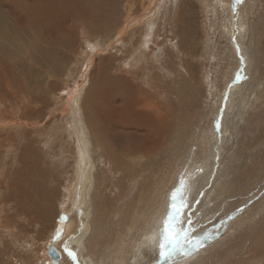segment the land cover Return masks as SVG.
I'll return each instance as SVG.
<instances>
[{
	"label": "rangeland",
	"instance_id": "obj_1",
	"mask_svg": "<svg viewBox=\"0 0 264 264\" xmlns=\"http://www.w3.org/2000/svg\"><path fill=\"white\" fill-rule=\"evenodd\" d=\"M33 1L41 6H45L46 4L52 5L51 16H53L50 17L53 18L51 20H46V18L38 20L40 25H36L35 28L45 32L47 30L45 23H48L51 24L52 28L59 29L63 25L66 29L61 32L60 38H55L54 32L51 31L50 45L48 42L41 40L39 31L35 32L29 28H23L24 24L30 27L32 25L30 22L14 18L15 16L12 15V12L10 10L7 11L8 5H10V9L13 8L15 10L19 5L28 4V0H0V264H53L50 255L51 246L48 249L44 248V240L55 229L56 216L54 217V215L57 213L58 216L62 212V203L70 196L68 190L64 191L63 186L67 184L68 177L74 174L73 165L75 161V149L72 147L74 146L72 142L74 136L69 134L71 114L75 111L74 108L71 110L67 109V120L62 116L64 113V101L61 98L67 95V93H64L66 92L64 90H75L77 87H80V90H82L84 87L82 81L86 75V78H90L91 81L90 87L92 91L89 90V94L93 97L96 91L100 90L103 80L109 79V84L120 83L123 87H130L136 93L145 95L144 98L146 100L168 105L169 117H171L172 113L182 116L186 114L197 120L200 118L198 109L188 100L180 98L174 93L176 82H184L185 79L183 78L182 80V77H186L187 74L186 82L188 86H192L191 83H195V85H199L201 91L204 92L206 90L208 93L210 92V86L211 90L217 93H219L220 88L221 94L223 95L224 93L226 96L233 88L238 89L239 82L243 81L247 76L246 70H244L239 80H237L238 73H242V70H240L234 73L232 77L226 79L224 75L222 76L224 65L220 64L219 66L218 63L224 57L225 47L229 43L226 27L223 23L231 25V15L234 19V26L239 21L245 22L247 18L251 19L253 27L249 29L248 33L253 37L257 34V37L261 39L260 45L262 51L260 53L262 52L264 60V0H251L250 5L245 10V4L249 0H237L234 10L226 7L227 0H166L161 13H158L155 17V21H159L160 19V24L158 25L156 22L152 31H141L136 27L137 23H134L132 29L129 30L128 27L127 32L125 31L126 33L121 34L123 36L120 39L116 35L124 20L113 23L115 26L118 25V28L114 30L115 26L112 24L108 26L99 25L102 23L100 19L104 18V16L99 17L97 14L101 8L96 7L94 8L95 10L89 9L88 13L85 11L87 15L84 17H81L82 15L79 16L85 0ZM101 1L105 2V0ZM87 3L88 6L91 5L90 0H87ZM157 4H159L160 9L163 3ZM141 6V0H138L135 11L140 13ZM13 9L12 11H14ZM255 27L258 30L253 35ZM236 30L238 31L235 27L234 36H238ZM88 31L91 33L90 38L92 39V43L99 42L102 35L106 36L110 33L109 35H112L111 40L114 42L109 47V51L112 52L101 51L96 54L94 50H91L90 46L93 45L90 44L86 36ZM48 33L50 32L48 31ZM105 38L108 39L107 36ZM251 41L252 38L249 45H251ZM236 43L240 46V49L235 51V55L233 53L227 55V62L225 64H233L238 60V64L242 69L244 67L243 63L249 64V58L244 54L245 51L241 49L238 37H236ZM44 46L50 47V52H44ZM88 52L89 56H87ZM129 61H132L130 67L127 65ZM86 62H89L88 70L85 68ZM48 66L52 70H56L57 73H51L49 83L41 84L42 86L35 84L34 82L48 70ZM261 66L264 73V61ZM186 70L189 71L187 72ZM84 72H87V74ZM86 80L85 83L87 82ZM129 93L117 92L116 94L119 98L125 99ZM244 94L248 96L249 92L245 90ZM95 96H98L97 93ZM245 96L238 99V101L244 102ZM251 96H253L252 93ZM253 99L256 100L254 97ZM260 99L259 101H263L264 97ZM207 102L209 108H214L216 111L219 109V112H216L215 115L220 114L222 110L224 112L225 107V110L230 113L228 117L234 118L233 123L236 126L233 132L230 129L226 132L224 129L225 123L222 121L225 115L221 116L220 132H218L221 135L215 145L216 155H214L215 163H213L214 165L211 168L213 170H211V174L213 175L211 176V182H206L196 187L195 191L199 190L190 198L185 209L186 225L183 226L181 231L177 232L178 234H175L171 243L180 245L183 255H187L189 252L187 241L184 238L191 233L193 228L197 227L198 217L204 214L203 209L205 206H208L205 199L208 189H210L214 181L213 178L215 179L223 162L231 155L233 149L236 148L238 150V145L241 146V152L243 153L254 152L256 159L254 158L249 163L246 159H241L243 161L241 164L242 171L238 175L237 180L246 179L240 187L237 186L239 188L233 193L231 204H233L234 200L239 203L242 199L240 196H243V194L239 193L240 189L249 197L250 191L256 189L255 194L252 191L254 197L245 204H238L237 207L245 206L242 208V210H245L250 206H257L258 203L264 205V101L261 104L256 101L253 107H249L245 113L242 111L243 107L241 106L242 113L240 116L243 115V119L237 117V110L233 109L234 113L228 110L226 108L227 104L225 106L220 104L219 108H217L218 104L214 105V99H209ZM143 109H148V107L145 106ZM251 112L252 114H250ZM87 114L88 116L90 115V118L91 116L96 118L97 123L101 124L99 113L94 108H90ZM217 121L216 124L218 125ZM140 124L141 121L137 120L136 124L130 130H127L126 123L120 128L117 123L112 126L106 121L103 130L109 139L107 140L109 142L107 152H109L114 161L125 165L137 161L141 163V168L153 170L155 175L152 177L153 183L150 186L151 189H154V182L160 180L165 168H167V156H171L166 151L168 146L163 145L165 147H161L162 140L166 141L170 135H167L170 129L167 130V127L165 132L161 131L157 133L158 128L154 126L152 128H147L146 126L145 129L139 128L142 127ZM228 125L230 126V122ZM144 132H146L145 137L140 135V133ZM115 134H118L117 136L119 137H116ZM156 134L161 137V141L156 145L157 149L164 151L158 155L157 162L151 159L153 155L152 148L146 150L147 147H145L156 143ZM260 137H263V139L260 140ZM176 153L178 152L176 151ZM231 159H228L229 166L236 165L237 168L240 167L238 156ZM232 171L233 168L229 170L227 180H233ZM106 172L98 169L92 178L97 185L98 195L96 196L98 201L102 200V203L106 204L108 208L116 206L128 208L131 200H136L137 194H140L142 189L147 185L146 182L150 176L149 173L143 177L138 176L140 182L134 185L127 171H124L123 174L121 172L112 174V172H108L107 170ZM138 177L136 178L138 179ZM22 179L25 180L22 181ZM13 183L16 187L13 186ZM20 183H23L20 186L21 188L18 186ZM72 188L71 184L69 190ZM32 190L40 193L47 192L48 196L42 198L46 202L41 204L40 193H37L38 195L35 194L33 196L34 200L31 199L33 202L30 200V204H26V201L29 202L30 198L28 192ZM84 192L87 193V190H84ZM65 193L66 195L64 196ZM14 199L18 201L15 200V202ZM85 199H88V197L85 196ZM37 202L42 205L41 209L44 208V213L49 212L48 218L51 219V222L48 219H42L41 221L32 213L36 211L37 205H39ZM53 204L54 208L52 207ZM20 208L22 210H19ZM40 210L38 213L42 214L43 212ZM256 210H259V207H256ZM53 217L54 219H52ZM58 217L60 219V216ZM113 217L114 215H112ZM219 217H217V221ZM223 218L219 220L223 221ZM263 218L259 220L257 228L264 226ZM117 220L115 219L109 225L108 230L110 228L112 230L118 228L117 223H114ZM114 224L116 225L114 226ZM18 230L20 234H18ZM85 234H87L85 235V238H87L91 235V232ZM251 234V230L247 227L238 230L230 237L231 239L226 245L217 247V252L215 251L208 261L212 260L211 264H222L221 260L228 255L229 250L239 247L234 250V254L236 255H234L232 263H236L245 256L247 258L245 264H264L263 250H258L257 253L254 251L253 253L250 252L251 249L253 250ZM105 235L108 237V232H105ZM78 238L80 239V237ZM69 239L70 236L67 238V241ZM103 240L105 241V238ZM241 241L243 242L241 243ZM72 247L71 244L66 249L71 251V253H76L75 247ZM57 250L61 253L58 264H70L67 259H64L62 252L58 248ZM168 251H170V247L165 248V252ZM208 251L209 249H206L204 252L194 255L191 261L192 264L203 263V259ZM148 254V257H151V261L149 263L146 258L143 264H163L166 262V259L161 257L160 253L156 252V250L148 251ZM83 255L86 256L85 254ZM74 264L79 263L77 261Z\"/></svg>",
	"mask_w": 264,
	"mask_h": 264
},
{
	"label": "bare ground",
	"instance_id": "obj_2",
	"mask_svg": "<svg viewBox=\"0 0 264 264\" xmlns=\"http://www.w3.org/2000/svg\"><path fill=\"white\" fill-rule=\"evenodd\" d=\"M137 1L138 0H105V2L103 3L101 0H90L91 5L88 6L87 0H85L84 6H82L81 9L82 12L79 13V16L82 15L81 17H84L85 15H87L85 13H88L89 9H94L98 7L101 8L100 11L97 12L98 16H104V18L100 19V22L102 23L99 25L108 26L109 24H112L115 26V24L113 23H116L120 20H124V23H121L122 26L118 30L116 35L118 39L123 36L121 34H123L128 29V27L129 30L132 29L134 23H137L136 27H138L141 31L146 30V32H150L153 30L156 22L158 23V25L160 24V19L159 21H155V17L158 13H161V9L165 4L166 0H141L142 6L139 10L140 13L135 11ZM236 1L237 0H227L226 7H230L231 10H234ZM28 2V4L25 3L19 5L18 8L15 10L12 8L14 11H12V9H10L9 7L10 5H8L7 11L10 10L12 12V15L15 16L14 18L21 19L24 22H30L32 24L30 27L24 24L23 28H29L35 32L39 31L41 40L46 41L51 45V31L54 32L56 38L61 36V32L65 30L66 27L62 25V28L55 29L51 27V24L45 23L47 30L45 32L43 30H38V28H35L36 25H40L38 20H43L45 18L46 20L53 19L50 18L53 17L51 16L52 5L46 4L45 6H41L33 0H28ZM157 3H163L161 4L160 9L159 4ZM250 3L251 0L247 1L244 10L247 9ZM74 16L76 17L75 14ZM245 16L247 18L246 14ZM107 17L109 18L107 19ZM231 18L232 20L229 19L231 21V25H229L228 23H223V25L225 24L224 26L226 27V33L228 35L229 43L228 46L225 47L226 49L224 50V57H222V59L218 61V63L219 66L220 64L224 65V67L222 68V76L224 75V78L226 79L232 77L234 73H237L240 70H242V73H238L239 78L243 74L244 70H246L247 76L243 79V81L239 82L238 89L233 88V90H231V92L226 94L225 96L224 93L223 95L221 94L222 91L220 92V88L219 93H217L215 91H212L210 86V92L208 93L206 90H204V93L203 91H201L199 85H195V83H191L192 86H188V83L186 82L187 74L184 73L186 74V77H182V80L184 78L185 81L176 82L174 93L180 98H185L196 109H198V112L200 113V118H198L197 120L196 118H191L186 114L182 116L180 114L172 113L171 117H169L170 113L168 105H162L158 102L146 100L144 98L145 95L136 93L130 87H123V85L120 83L109 84V79L103 80V84L100 90L96 91L98 95L97 97L95 96L96 93L93 97L91 96V94H89V90H91V81L90 78H86V75L85 78L82 77V84L84 85L82 90H80V87H77V89L75 88V90L70 89L71 91L69 89L64 90L66 91L64 93H67V95L61 98L64 101V113L62 116L67 120V109L71 110L72 108H74L75 111L71 114V127L69 130V134L74 136V139H72L74 146L72 147H74L75 149V161L73 165L74 174L68 177L69 179L67 181V184L63 186L64 191L68 190L70 196L67 200H64L65 202L62 201V212L58 215L60 216V219L57 216V213L54 215V217L56 216V219L55 229L52 232L53 234H49L48 237L44 240V248L48 249L51 246L50 255L51 259L53 260V264H58L59 258L61 256V253L57 250V248L62 252L64 259H67L70 264H74L77 261L79 264H143L146 258L150 263L151 257H148V251L156 250V252L160 253V245L162 242H164L162 239V233H164L165 229H167L169 242L172 243L175 234L178 231H181L183 229V226L186 225L185 209L189 203L190 198L199 190L198 189L195 191L196 187L198 185H203L206 182H211V176H213L211 174V168L214 165L213 163H215V145L221 135H219L218 133L220 132L219 127L221 126V116L223 117V115H225V118H223L222 121H224L225 123L224 129L226 132H228L229 129L231 130V132H233V129L236 126L233 123L234 118L228 117L230 113L225 110V107L224 112L222 108L221 113L215 115L216 112H219V109L218 111H216L214 110V108H209V104L207 101L209 99H214V105L218 104L217 106L215 105L217 108H219L220 104H223V106L227 104L226 108L228 110H231L232 113H234L233 109L237 110V117L242 119L243 115L240 116L242 111L244 113L247 112V109L249 107L252 108L256 101L260 102V104L264 101H259L261 100L260 98L264 97V78H262L264 76V73L262 72L263 70L261 66L264 60L262 58V52L260 53V51H262L260 45L261 39L257 37V34L254 37L249 35V29L253 27V24L250 21L251 19L249 20L247 18L245 22L239 21V23H236V26H234V19L232 15ZM235 27L238 29V31L236 30L238 36H235L239 38L241 49L245 51L244 54L249 58L248 65L246 63H241L244 66H242V69L238 64V60L233 64H225V62H227V55H231L232 53L235 55V51L240 49V46L236 43V37L233 35V33H235ZM117 28L118 25L115 26L114 30H116ZM257 30L258 28L255 27V29L253 30V35ZM48 31L50 33H48ZM109 34L106 35L108 39L105 38L106 36L102 35V37H100L99 39V42L92 43V39L90 38L91 33L88 31L86 33V36L88 37L90 44L93 45L90 46V49L94 50L96 54L101 51H105L107 53L112 52L109 51V47L113 45L114 42L111 40L112 35ZM251 38V45H249ZM53 42L55 41L53 40ZM44 47V52H48L49 50H51L50 47ZM47 54L49 55V53ZM87 56H89V52L87 53ZM131 62L132 61L127 62V65H129L128 67L131 66ZM88 64L89 62H86V69L89 68ZM48 67V70L43 73V76L38 78L37 81L34 82L35 84H47L50 81L49 79L51 78V73H57L56 70H52L50 66ZM84 73L87 74V72ZM120 76H122V74H120ZM111 77L113 78V76ZM85 80L88 83H85ZM245 90L249 92L248 96H245ZM117 92L130 93L125 99H121L116 94ZM251 93L253 96H251ZM244 96V102L241 100L238 101V99L243 98ZM253 97L256 100H254ZM145 106H147L148 109H143V107ZM241 106L243 107L242 111ZM90 108H94V110L99 113L101 124H98L95 120L96 118H94L93 116H91V118L90 115L88 116L87 112H89ZM250 114H252V112ZM137 120L141 121L140 125H142V127L139 128L145 129L146 126L147 128H152L154 126L158 128L157 133L161 131L165 132L167 127V130L170 129L167 133V135H170L168 136L166 141L162 140L163 142L161 147H163V145H165L166 147L168 146L166 148V151L171 154V156H167V168H165L163 175L160 177V180L154 182V189H151L150 186L151 183H153L152 177L155 175V172H153V170L150 171V169L141 168V163L137 161L135 163H130L127 165L114 161L109 152H107L109 147V142L107 140L109 139L106 137V134L103 130V126L106 124V121H108L109 124L112 126L117 123L120 128L123 126L124 123H126L127 130H130L131 127L136 124ZM216 121L218 122V125L216 124ZM229 122L230 126L228 125ZM118 134H115L116 137H119L117 136ZM140 135H143L145 137L146 132L140 133ZM155 137L156 143L151 142L154 144L147 145L145 147H147L146 150L152 148L151 151L153 152V155L151 156V159H154L157 162L159 157L158 155H160L163 150L159 151L157 149L158 147L156 146L161 141V137L158 134H156ZM262 139L263 137H260V140ZM238 146V150H236V148L233 149L231 155L223 162L219 173H217V176H215V179L213 178L214 181L212 182V186L210 187V189H208V193L205 199L206 205L208 204V206H205V208L203 209L204 214H201L198 217L197 227L193 228L191 233L184 238V240L187 241V246L189 247L188 254L183 255L182 247L178 245L177 251L172 254L170 258L166 259V262L163 264H192L191 261L193 259V256L198 253L204 252L206 249H209V251L206 253L203 259L204 262H200L199 264H208V262H210L211 264L212 260L208 261L209 257L213 253H215V251L217 252V247L219 248V246L221 245H226L230 241V237L233 236L235 232L245 227L250 229L252 233L251 240L253 243V250L251 249L250 252L253 253L254 251L257 253L258 250H263L262 253H264V226L262 228H257L260 222L259 220L264 217V205H260L258 203L257 206L253 205L254 207L250 206L245 210H242V208H244L245 206L237 207L238 204H245L252 197H254L256 189L252 190L254 194L252 191H250V197L247 196L242 189H240L239 193L243 194V196H240L242 197V199L240 200L241 202L239 201L238 203L234 200L233 204H231V197L233 193L240 187V185H242L243 181L246 179L245 178L237 180L238 175H240L242 171L241 164L243 163V161L241 159H246L249 163L255 158L254 152L249 151L247 153H243L241 152V146ZM176 151L179 154L176 153ZM236 156H238L240 167L237 168L236 165H232V167L229 166L228 159L232 160L231 158ZM232 168V175L234 176V178L233 180H227L229 177V170H231ZM98 169H102L104 170V172H106L107 170L108 172H112V174L117 172H121V174H123L124 171H127L131 176L130 180L133 182L134 185L140 182L139 177H143L144 175H147V173H149L150 176L147 179V185L142 189L140 194H137L138 197L136 200H131L128 208H120L121 206L108 208L106 204L102 203V200L98 201L96 196L98 195L97 185L96 182L93 181L92 176H95V173ZM19 174L21 173L19 172ZM31 174L34 175L32 172ZM136 177H138V179ZM24 180L22 179V181ZM181 180L184 181L183 187L181 185ZM15 184L13 186H15ZM21 184L23 183H20V185L18 186H22ZM71 184L73 188L69 190ZM84 190H87V193H85ZM173 192H177L176 207L177 209H179V211L174 214L173 218L170 219L169 214L172 212ZM37 193L40 192H37L35 190L28 192V194H30V198L29 202L26 201V204H30V200L33 199V196ZM65 195L66 193L64 194V196ZM39 196L42 199L46 198L48 195L47 192H41ZM85 196L88 197V199H85ZM15 200L18 201L17 199H14V201ZM10 201L12 202V200ZM40 202H42L41 204H43L46 201L42 199ZM41 204L39 203V205H37L38 207L36 211L32 213L35 214L37 219L41 221L42 219H48L51 222V219L48 218L49 212L44 213V208L41 209ZM52 207L54 208V204ZM256 207H259V210H256ZM40 209L43 212L42 214L38 213ZM19 210L22 209L20 208ZM62 213L66 214L65 219L61 218ZM112 215H114L113 218L118 219L114 222L117 223L118 226L116 230H112V228L108 230L109 225L112 224V222L115 220H113ZM221 215H223L224 218ZM218 216H220L219 219L223 218V221L219 219L217 221L216 219ZM54 217L52 219H54ZM82 218L83 220H81ZM115 225L116 224H114V226ZM89 232H91V235L85 238V235H87L85 233ZM105 232H108V237H106ZM57 233H59V238L54 239ZM18 234H20V232ZM69 236L70 239L67 241V238ZM78 237H80V239ZM104 238L105 241L103 240ZM37 242L39 241L37 240ZM242 242L243 241H241V243ZM51 244L54 246H52ZM71 244L73 247H75L76 253H71V251L66 249L67 246H70ZM238 248L239 247L230 249L228 255L221 260L222 264H245L247 262V258L245 256L242 257L241 260L237 261L236 263H232V261L234 260V255H236L234 254V250ZM70 253L71 255H69ZM83 254H85L86 256H84ZM242 254L244 255V253ZM215 257L217 256L215 255Z\"/></svg>",
	"mask_w": 264,
	"mask_h": 264
},
{
	"label": "snow or ice",
	"instance_id": "obj_3",
	"mask_svg": "<svg viewBox=\"0 0 264 264\" xmlns=\"http://www.w3.org/2000/svg\"><path fill=\"white\" fill-rule=\"evenodd\" d=\"M237 79H239V76H237ZM181 185L183 187V185H184L183 180H181ZM176 200H177V192H173L172 193V201H173L172 212L169 214L170 219L173 218L174 214H176L179 211V209H177V207H176ZM58 238H59V233H57V235H56V237H54V239H58ZM162 239L164 242H162L160 245V249H161L160 256L165 258V259H168L171 257L172 254H174L177 251L178 245L177 244H171L169 242V237L167 235V229H165L164 233H162ZM166 247H170V251L165 252Z\"/></svg>",
	"mask_w": 264,
	"mask_h": 264
},
{
	"label": "water",
	"instance_id": "obj_4",
	"mask_svg": "<svg viewBox=\"0 0 264 264\" xmlns=\"http://www.w3.org/2000/svg\"><path fill=\"white\" fill-rule=\"evenodd\" d=\"M61 218H62V219H65V218H66V214H65V213H62V214H61Z\"/></svg>",
	"mask_w": 264,
	"mask_h": 264
}]
</instances>
